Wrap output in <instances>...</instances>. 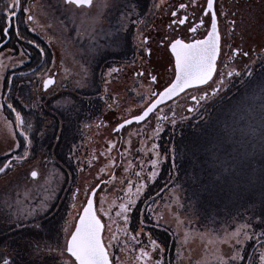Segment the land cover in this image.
Listing matches in <instances>:
<instances>
[{
  "label": "rangeland",
  "instance_id": "rangeland-1",
  "mask_svg": "<svg viewBox=\"0 0 264 264\" xmlns=\"http://www.w3.org/2000/svg\"><path fill=\"white\" fill-rule=\"evenodd\" d=\"M22 4L31 8L30 12H21L18 20L28 35L20 37L22 31L11 30L8 38L5 35L0 38V43L6 40V46L0 49V64L5 66L0 72V104L4 106L0 108V167L12 161L10 167L0 173V254L12 259L14 264H65L70 254L65 252L61 256L58 250V246L65 243V227L74 230L72 226L90 190L102 181L95 197L96 210L105 224L104 241L113 264H153L157 259L161 264H221V259L226 264H245L254 246L249 264H262L264 243L259 242L264 239V192L259 190L264 189V120L256 122L255 127L248 121L241 123L238 113H234V102L223 113L226 126L232 125L224 137L228 148L222 151L234 156V164H224L226 177L220 178L217 196H213L215 200L202 187L205 181L198 183L189 176L188 158L181 163L177 161L181 158L176 152L177 140L184 136L188 140L184 132L189 126L200 123L201 131L204 126L207 129L204 133L213 134L223 124L218 119L213 123L216 117L208 119L211 107L217 104L213 99L203 100L194 111L184 108L178 114L176 105L163 106L144 122L124 128L120 136L112 129L124 121L121 113L137 114L147 104L151 87L141 89L139 84H134L126 90L127 95H132L128 102L119 104L117 101L124 92L118 90L115 61H109L99 76H94L93 90L98 83L101 89L100 94L93 97H115L116 101L110 100L112 105L109 106L121 109L120 115L106 116L101 124H98L100 119L94 118L84 129L79 126L76 146L73 134L62 140L59 130L55 131L58 123L54 115L61 111L69 119L67 115L72 113L74 74L81 73L79 86L85 83L89 87L93 82L92 75L86 79L82 76L83 60H88L86 50L82 49L91 15L86 8L78 9L65 0H22ZM98 8L101 12L106 10L103 1ZM29 15H33L32 21L27 19ZM96 24V28L100 27ZM82 31L85 35L77 43L75 36ZM161 58L166 61L165 56ZM137 59H150L156 70L165 68L154 57ZM243 60H247V67L240 68L239 62H235L232 79H227L226 86L219 91L223 100L250 81L257 65L264 64L263 56ZM76 61L82 64V69L76 66ZM29 63L31 66L42 64L44 69L32 71L29 77L25 73ZM106 67L114 71L109 73ZM98 70L94 69L95 75ZM49 76L54 83L45 89L43 81ZM245 99L250 102L248 95L241 97L237 102L238 112L244 106L246 112H250ZM8 104L21 113L24 121L30 111L34 119L38 117L36 113L44 115L39 139L52 138L54 142L50 147L41 145L31 157L17 159L24 154V136ZM7 121L12 123L9 125ZM204 133L195 132L196 136ZM200 138L203 137L197 139ZM61 140L63 159L71 164L48 163L58 159L60 153L55 151ZM196 141L198 149L205 148L203 142L197 144ZM120 145L123 164H116ZM67 148L72 149L65 152ZM199 154V164H210L202 152ZM181 156L186 158L187 153ZM32 170L38 172L37 177L31 176ZM162 172L165 175L160 179ZM241 191L246 195L238 196ZM231 198L234 207H238L234 214L228 217L213 212L212 206L221 211ZM42 204L44 206L37 207ZM122 204L127 210L120 207ZM244 225L251 227L242 228ZM237 228H241V233L247 231L250 238L244 239L243 234L239 238L232 237L231 233ZM237 239L242 242L237 243ZM152 240L163 250L153 247ZM49 248L53 251H48ZM142 248L149 253L143 260L140 259ZM237 251L239 259H235Z\"/></svg>",
  "mask_w": 264,
  "mask_h": 264
},
{
  "label": "flooded vegetation",
  "instance_id": "flooded-vegetation-1",
  "mask_svg": "<svg viewBox=\"0 0 264 264\" xmlns=\"http://www.w3.org/2000/svg\"><path fill=\"white\" fill-rule=\"evenodd\" d=\"M102 1L103 4L107 2L110 6L106 7V10L101 12L98 7ZM131 3H136L137 6L135 9H129L132 14L127 20L126 27L122 28L120 24L121 13H123ZM153 3L160 4V7L153 8ZM180 3L188 4L189 7L186 9H179L178 5ZM73 5L78 9L81 8V6ZM204 7H206V0H196V3H192V0H164L163 4L160 3V0H93V5L91 7L83 6V8H86L88 12H90L91 24L87 28L88 35H86L84 39L86 44H84V49H82L86 50L88 56L87 62L83 60L85 69L82 71V76L86 79L92 75L93 82L89 87L85 86V83L83 86H79L78 83L81 73L74 74L73 78L75 82H73L75 84V89L72 95V104L74 105L71 109L72 113L67 115L69 119L65 118V115H63L61 111H58L54 115L58 123V125L55 126V131L59 130L60 137L63 133L66 135H75L76 142L74 145L76 146L78 143L77 135L79 126L82 125V129H84L85 126H89V121L94 118L100 119L98 124H101L106 116L114 114L120 115L121 109H110L109 106L112 105L111 101H116L115 97H109L108 95H106V97H93L94 94L99 93L101 89L98 83V86L93 90L94 76H99L101 71L105 69L104 65L106 62L115 61L114 64H116L118 69V78L116 80L118 90L124 92L117 101L119 104L128 102L132 95H127L126 90H130L134 84H139L141 89L143 86L151 87L149 100L153 98L152 93L162 91L163 87L167 86V84L175 78L173 71L175 58L171 49L163 45L161 41L165 37L171 39L173 36L187 39H191L193 36L198 39L203 38V36L207 34V31L210 30L211 26L210 17L203 12ZM215 9L217 11L218 29L221 34V41L220 53L217 58V73L214 74L213 80L209 81L206 85L185 90L171 101L161 104L155 112L159 111L163 106L168 105H176L178 108L177 114L184 108L194 111L203 100H200L199 104H197V102L191 100L190 97L196 95L199 99L202 91H209L210 94L208 99H213L214 103L221 102L223 97L219 95V92L214 95L210 92L212 87L217 86L216 82L220 79L219 74H224L226 83L227 79H232V76L228 77L226 73L234 69L233 66L235 62H239L238 67L240 68L247 67L248 64L245 63L247 60L243 59L254 58L256 56L264 57V0H216ZM18 12H20L19 9ZM173 12H176L177 15L173 16ZM185 16H187L188 19L184 25H172L173 20H178ZM200 18H204L205 20L203 26L199 24ZM141 21H144V23H141ZM233 21L235 22L234 24L232 23ZM96 23H98L100 27L96 28ZM169 25L172 26L169 27ZM191 27H197V32H190L189 29ZM138 31L144 35H148L150 38L144 47H142L140 43L137 44L140 39ZM84 35L83 31L81 34H76L75 39L77 43L81 42V38L84 37ZM145 48H151V53L149 54ZM237 49H239V51H237ZM76 50L78 52L82 51ZM245 52L248 53L247 56L243 55ZM142 56L146 58L154 57L158 61L160 60V65H165V68L162 70L159 68L157 70L154 69V66L150 64V59H145V61L137 59ZM162 56L166 57V61L162 60ZM76 62V66L78 65L80 69H82V64H80L79 61ZM106 68L108 69L107 71H109L110 68ZM34 69H39V72H41L44 68L42 65L38 64L31 66L29 63L25 73L31 77L32 71H35ZM94 69H99L98 74H94ZM239 70L240 69H238V71ZM138 73H143V75H138ZM152 75L157 76L156 82L151 81ZM141 97L142 95H140V98ZM134 100L136 101L139 99L134 98ZM135 101L132 102L136 103ZM28 103H30L29 100ZM103 106L105 109H103ZM143 108L134 115H138L142 112ZM41 109L45 108L41 107ZM77 114L79 115L78 119L76 118ZM36 115L39 118L37 117L34 119L32 111L25 114L27 117L25 124H31L32 126L31 130L25 128V131L29 132V139L32 141L29 145L28 141L24 138V152L26 150L28 151V156L26 158H29V156L31 157L35 153V150L43 145V141L39 139L41 137L39 133L42 129L41 118L44 117V115L38 113H36ZM80 115H82V117H80ZM121 115L125 119H130L134 116H130V114L127 115L124 112H122ZM122 123L123 121L120 124ZM120 124H116L112 132H118L121 136L124 128L129 125L121 129L118 126ZM133 124L139 123H132L130 125ZM47 135L48 134H46V136ZM44 142H46V140ZM50 145L46 146L50 147ZM62 145L63 144H59L55 151L56 153H60L59 156H57L58 159L48 163L71 164L69 161L67 162L63 159L65 156L61 153L62 149L60 147ZM71 147L73 148V146ZM71 149L67 148L65 152H69ZM117 152L119 160L116 164H123L121 145L118 146ZM260 243H264V239L260 240L259 244ZM255 249L256 246L251 248L245 264H249V259L252 257Z\"/></svg>",
  "mask_w": 264,
  "mask_h": 264
},
{
  "label": "snow or ice",
  "instance_id": "snow-or-ice-1",
  "mask_svg": "<svg viewBox=\"0 0 264 264\" xmlns=\"http://www.w3.org/2000/svg\"><path fill=\"white\" fill-rule=\"evenodd\" d=\"M164 0H160V3L163 4ZM68 4H75L77 6H88L91 7L93 5V0H67ZM192 3H196V0H192ZM216 0H206V7L203 8V12L210 17V30L207 31V34L203 36V38H181L179 36H173L171 39L165 37L161 43L171 49V52L175 56L174 63V79L171 80L167 86L163 87L162 91L158 93H152V99L148 101V103L143 108L142 114L134 115L131 117V120L125 119L123 124L118 125L119 127H123L125 124H130L133 120L141 121L144 120L145 117L149 115V113L153 112L156 109L157 105L161 103L162 100L169 99L171 97L176 96L178 93L183 92L185 89L190 87L206 85L209 81L213 80L214 74L217 73V58L220 53V41L221 34L218 29V18L217 11L215 9ZM110 5L105 2L103 7H109ZM136 3L129 4L128 8L125 9L123 13H121L120 24L121 27H126L127 20L132 12L129 9H135ZM153 8L160 7V4L153 3ZM189 7L188 4L180 3L178 5L179 9H186ZM17 9L21 12H30L31 8L24 7L22 4V0H10V3H6L5 7L0 10L3 12V17L5 19V26L0 27V33L8 34L12 27L13 18L17 15ZM173 16H176L177 13L173 12ZM33 15H29L27 19L29 21L33 20ZM187 16L180 18L178 20H173L172 25L179 24L184 25ZM144 23V21H141ZM235 23L234 21L232 22ZM199 24L203 26L205 24L204 18H200ZM172 25H169L171 27ZM190 32L196 33L197 27H191L189 29ZM138 35L140 37L139 43L142 47H144L148 40L150 39L148 35H144L138 31ZM149 54L151 53V48H145ZM239 51V49H237ZM243 55L247 56L248 53L245 52ZM21 62H23L21 60ZM4 65L0 64V72L4 70ZM114 71L113 69H109V73ZM235 69L228 71L226 75L228 77L233 76ZM249 75H251V69L248 70ZM238 74V73H237ZM138 75H143V73H138ZM220 79L216 82L217 86L212 87L210 89L211 94H216L219 92L220 88L226 86L224 74H219ZM151 81L156 82L157 76L152 75ZM54 83V79L49 76L47 79L43 81V86L45 89L49 87V85ZM209 91H202L199 99L196 95H192L190 97L191 100L196 101L199 104L200 100H207L209 98ZM143 99V97H142ZM4 106L0 104V108ZM7 107L12 109L15 112V122L17 127L20 128V134L24 136V138L28 141L29 145L32 143L31 139H29V132L25 131V128L31 130V124H25L23 117L19 111H16L11 104H8ZM190 111L192 109H189ZM174 122V121H173ZM11 121H7V124H11ZM19 147V144L16 145ZM28 156V151L26 150L22 156L17 157V159L24 160ZM12 161L4 163L2 167H0V173H4L6 169L10 167ZM32 177H37L38 172L36 170L31 171ZM77 192L79 189L76 190ZM93 195L95 194V190H90ZM44 206L43 204L37 207ZM122 209H126L125 205H120ZM35 211V209H32ZM17 215H20L19 209H17ZM11 218V217H9ZM127 219V217H125ZM67 225V222H65ZM251 225H244L242 228H249ZM72 228L74 230H70L67 226L65 227V243L63 246H58V250L61 256L66 253L70 254L69 260L65 261V264H112L109 253L106 247V243L102 238V230L104 225L101 222V219L96 214V209L94 208V201L92 196H89L85 206L83 207V211L79 215L78 222L75 223ZM243 234L244 239L250 238L247 231L241 233V228H237L234 232L231 233L232 237L239 238ZM115 239V237H113ZM135 239V237H133ZM237 243H241L240 239L236 240ZM153 247L159 248L161 251L163 250L157 244L155 240L151 241ZM48 251H53L52 248H49ZM149 257V253L145 251L143 248L140 249V259H145ZM239 251L235 254V259H239ZM260 260L262 264H264V254L260 256ZM0 264H14V261L10 258H5L3 254H0ZM153 264H161L159 259L155 260ZM221 264H226V262L221 259Z\"/></svg>",
  "mask_w": 264,
  "mask_h": 264
},
{
  "label": "trees",
  "instance_id": "trees-1",
  "mask_svg": "<svg viewBox=\"0 0 264 264\" xmlns=\"http://www.w3.org/2000/svg\"><path fill=\"white\" fill-rule=\"evenodd\" d=\"M9 2H10V0H0V10H2L5 7V4L9 3ZM20 15H21V11L18 12V9H17V15L12 20V24L14 26L12 27L11 30L12 31L14 30V33H16L17 31H22L21 33H19L20 37H21V35H23V34L28 35V33L26 31V28H21L19 26L18 20L21 18ZM3 26H5V19L3 17V12L0 11V27H3ZM4 35L5 34L0 33V38H2ZM10 35H11V33L9 32L8 34L5 35V38H8ZM13 36H15V35H13ZM16 37H17V35H16ZM3 41H6V40L3 39ZM4 46H6V43L3 44V46L0 49H2ZM259 68H261V69H259ZM263 68H264L263 65H260V66L257 65L253 71V74L250 78V81L245 83V85L242 84L240 87H238L236 89V92L233 93L229 98H226L225 100L222 99L221 102H219V103H217L211 107L213 109L211 111V116L208 119L212 120L216 117V119L213 120V123H215V120H217V119L219 121H221V120L223 121L222 125H220L221 123H219L220 127H218L217 130L214 131L213 134L204 133V131L207 130L204 126H202L203 130L201 131L200 130L201 129L200 123H199L198 125H196L192 128H190V126H189V129L185 130L186 132H184V135L187 134L189 136L188 140H185V136H184V138L181 137L180 139L177 140L176 152L178 153L177 155L181 158V159H177V161H180L181 163H183L188 158V160H187V164H188L187 171H188L189 176L191 178H193V180L198 182V183L200 181L201 182L205 181L204 185H202V187H204L205 189L208 190L209 194L212 195L210 197L214 200H215L214 197L217 196L216 192H218V188L221 185L220 178H222L223 176L226 177V172H224V169H226V168L224 167V164H234V156L229 155L228 153H225L224 151H222L223 149L228 148L227 144L224 141V137H226V135H227V133H228V131L232 125L231 123H229V125L226 126V120L222 119V115L229 108V106L234 102L235 103L234 104V113L235 114L238 113V119L241 123L245 124V122L248 121L251 123L252 127H255L256 122L259 123V122H262L264 120V69ZM39 69H37V70L39 71ZM37 70H35V71H37ZM246 95L249 96L250 102L245 99L244 103L250 105V107H249L250 112H248V113L246 112V108H245L246 106H244L238 112L237 102L241 97L246 96ZM254 103L256 105H254ZM214 126H212V127L210 126L209 128H214ZM197 130H199L200 133H204V134H198L196 136L195 132ZM67 136H69V134L66 135L65 133H63L60 139L66 140ZM199 137H203V138L202 139L200 138V140H198L197 138H199ZM165 138H167V137H165ZM49 139H51V141L54 142V140L50 137L45 138L46 142H44L45 140L43 141V146L50 145L51 141L49 143H47L49 141ZM195 139H197V141ZM62 140L59 141V144L62 142ZM194 141H196L197 144H200L203 142L205 144V148L201 149V150L198 149L197 145ZM183 143H186L187 146H182ZM23 150H24V139H23ZM62 152H63V150H62ZM199 152H202V154L204 156H206V162L208 161L210 164H199V159L201 158V154H199ZM182 153H187L186 158H183L181 156ZM12 158H9L8 160H10ZM190 173H191V175H190ZM164 175L165 174H163V172H162L160 175V179H163ZM179 177H180V167L178 166L177 179H179ZM241 183L242 182H240L238 188L240 187ZM201 190L204 191L203 188H200V191ZM259 191L261 193H263L264 189L259 190ZM241 192H242V194L238 193L237 195L238 196L246 195L244 191H241ZM230 200L231 201L229 202V204H227L228 206L224 207L221 211H218V209L216 208L217 206H212V208H214L213 212H216V215L220 214L219 216H225L226 215V216L230 217L238 209L237 206L234 207V204H232L233 199L231 198ZM229 205H231V206H229Z\"/></svg>",
  "mask_w": 264,
  "mask_h": 264
},
{
  "label": "water",
  "instance_id": "water-1",
  "mask_svg": "<svg viewBox=\"0 0 264 264\" xmlns=\"http://www.w3.org/2000/svg\"><path fill=\"white\" fill-rule=\"evenodd\" d=\"M65 2L67 3V0H65ZM6 43V41H4L2 44H5ZM174 58H175V56H174ZM199 86H201V85H199ZM194 87H197V86H194ZM190 88H193V87H190ZM189 89V88H188ZM185 90H187V89H185ZM184 90V91H185ZM183 91V92H184ZM182 92H180V93H178L176 96H174V97H171V98H169V99H166V100H162L161 101V103H159L158 105H157V107H156V109L161 105V104H164V103H167V102H169V101H171L172 99H174L175 97H177L178 95H180ZM156 109H154L153 110V112H151V113H149V115L147 116V117H145V119L144 120H141V121H135V120H133L130 124H132V123H142V122H144L145 120H147L155 111H156ZM140 114H142V112L140 113ZM140 114H138V115H140ZM128 120H131V118L130 119H128ZM123 124V123H122ZM130 124H125L124 126H128V125H130ZM101 185H102V182H100L96 187H94V190H95V194L93 195V193L92 192H90L89 193V196H92V198H93V201H94V208L96 209V202H95V197H96V193H97V191H98V189L101 187ZM89 196H88V198H89ZM87 198V199H88ZM87 202V201H86ZM86 204V203H85ZM85 206V205H84ZM83 211V208H82V210H81V212ZM81 212H80V214H81ZM79 214V215H80ZM96 214H97V216L100 218V216L98 215V213H97V210H96ZM78 219H79V216H78V218H77V222H78ZM101 219V218H100ZM76 222V223H77ZM101 222H102V224L104 225V222L102 221V219H101ZM104 228H105V225H104ZM104 228H103V230H102V233H101V235H102V238H103V233H104ZM109 258H110V255H109ZM110 260H111V258H110ZM112 262V261H111Z\"/></svg>",
  "mask_w": 264,
  "mask_h": 264
}]
</instances>
